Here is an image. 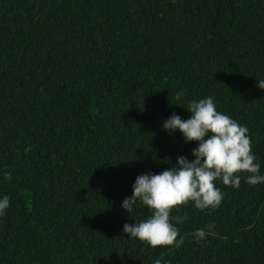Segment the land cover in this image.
<instances>
[{
    "label": "trees",
    "instance_id": "trees-1",
    "mask_svg": "<svg viewBox=\"0 0 264 264\" xmlns=\"http://www.w3.org/2000/svg\"><path fill=\"white\" fill-rule=\"evenodd\" d=\"M261 80L264 0H0V264H264V183L247 174L215 182V210L172 211L179 248L127 236L151 210L122 207L139 175L194 159L163 129L193 100L247 127L264 175Z\"/></svg>",
    "mask_w": 264,
    "mask_h": 264
},
{
    "label": "clouds",
    "instance_id": "clouds-1",
    "mask_svg": "<svg viewBox=\"0 0 264 264\" xmlns=\"http://www.w3.org/2000/svg\"><path fill=\"white\" fill-rule=\"evenodd\" d=\"M258 87L264 89V80L258 81ZM183 91L176 94L180 100ZM190 118L183 120L173 113L163 123V129L169 133L177 130L186 143H196L192 150L194 159L177 158L175 167L159 174H141L132 186V196L126 197L122 207L127 213L133 212V206L140 202L151 210V215L134 225L125 224L123 232L131 238L146 242L153 248H179L184 238L179 236V229L171 222V213L182 206L194 203L195 208L204 211L215 210L224 198L215 182L221 180L225 186L238 189L241 174L246 175L250 185L264 183L260 174V165L252 151V141L246 126H241L229 116L218 112L211 97L193 100L186 109ZM30 151V149H28ZM6 180L12 179L11 172L4 174ZM10 198H0V217L6 215ZM186 215H177L176 223L187 220ZM215 227L209 224L194 233V243L202 244ZM207 229V230H206ZM154 264H161L157 259Z\"/></svg>",
    "mask_w": 264,
    "mask_h": 264
}]
</instances>
